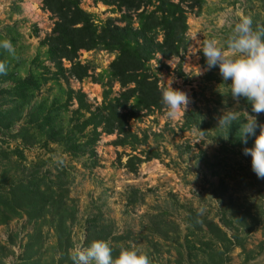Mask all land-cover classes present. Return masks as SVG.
<instances>
[{
	"label": "rangeland",
	"instance_id": "rangeland-1",
	"mask_svg": "<svg viewBox=\"0 0 264 264\" xmlns=\"http://www.w3.org/2000/svg\"><path fill=\"white\" fill-rule=\"evenodd\" d=\"M204 1L200 15L189 14L182 59L166 60L158 55L151 62L160 85L165 89L171 84L184 91L190 103L175 118L168 117L165 107L140 120L132 119L131 129L141 137L147 134V144L136 149L115 146L112 142L117 136L104 134L95 156H73L63 145L46 143V136L34 127L27 135L36 136L34 143L26 145L21 137H14L33 116L34 106L46 114L67 101L68 88H78L71 78L50 79L43 84L10 132L0 133V181L4 174L19 179L35 171L52 178L64 177L72 199L68 203L76 209L74 223L67 222L72 244L67 255L60 250L57 222L51 221L52 215L37 221H29L24 215L0 225V264H71L69 252L77 245L87 247L85 240L94 226L99 232L111 230L121 236L113 242L118 251L146 253L150 264H264V179L252 171L251 157L242 154L245 145L235 138L237 126L230 131L217 126L224 108H237L243 115L244 111L251 112V107L243 98L237 102L217 92L221 79L218 68L205 71L201 51L207 40L225 46L231 32L228 25H234L241 16L252 19L254 30H264V0ZM81 5L94 15L98 25L121 15L115 7L95 0H81ZM220 20L225 22L222 28L217 27ZM54 22L53 15L43 9L42 0H0V41L7 39L14 48V54L0 49V55L15 79L43 72L46 66L54 70L47 60V46L41 43ZM114 58L115 53L104 49L81 52V62L90 64L91 74L104 73L101 89L91 87V97L87 95L94 107L100 104V90L102 101L110 85L111 97L121 91L118 82L110 83L107 72ZM179 63L183 76L177 71ZM200 70L203 74L196 75ZM14 80L0 84V88L14 85ZM225 87L221 84L218 90ZM93 91L97 97H93ZM17 104L8 94H0L2 112ZM76 108L74 103L58 110L55 125L67 131ZM190 110L196 111L200 122L208 124L204 129L184 128V115ZM258 120L264 122V114ZM201 133L203 140L196 143ZM226 135L227 140L221 137ZM205 140L214 141L205 148ZM252 142L249 138L247 146ZM17 148L23 157L13 153ZM143 150H155L159 156L139 164L136 173L129 171L125 167L128 154L141 156ZM214 224L234 246L229 247L218 236L208 243ZM238 243H244L245 250Z\"/></svg>",
	"mask_w": 264,
	"mask_h": 264
},
{
	"label": "trees",
	"instance_id": "trees-1",
	"mask_svg": "<svg viewBox=\"0 0 264 264\" xmlns=\"http://www.w3.org/2000/svg\"><path fill=\"white\" fill-rule=\"evenodd\" d=\"M95 1L115 7V11L121 13L120 17L108 18L98 25L94 15L82 8L81 0H42L43 9L55 18L52 31L41 42L42 45L47 46V60L53 65L54 70L46 66L43 72H30L23 78L15 79V73L8 71L7 65L6 74L0 75V84L14 79L15 84L0 88V94H8L18 104L6 109V112L0 110V127H2L0 133L4 135L10 132L14 121L21 118L26 105L32 102L42 85L50 79L62 78L69 81L71 77H75L83 80L92 75V79L101 84V81H104V73L91 74L90 64H84L78 58L82 50L104 49L115 53V58L107 72L110 83L118 82L121 86L117 96H110L112 93V85H110L104 91L103 101L94 107L84 92L68 88L67 101L50 108L46 114L39 109V106H34L33 116L14 137H21L26 145L34 143L32 141L36 136H27L29 129L34 127L37 132L46 136V143L63 145L65 152L73 156L84 154L95 156L96 146L104 134L117 136L112 142L115 146L136 149L137 146L147 144V134L141 137L134 132L130 127V121L140 120L148 113L166 107L161 103V90L164 88L160 85V77L151 68V62L158 55L166 60L182 59L183 51L187 46L189 14L200 15L205 1ZM64 60L70 61L71 66L66 67ZM0 62H4L3 55H0ZM177 68L179 75L183 76L181 63ZM74 103L77 104V108L73 110L70 127L64 131L63 128L55 125V122L59 111L62 108L68 109L69 105ZM184 117L185 129L193 126H202L204 129L208 125L199 121V116L194 110L185 112ZM13 153L23 157V152L19 148ZM158 156L159 153L155 150H143L141 156L128 154L125 167L136 173L139 164ZM134 193L133 197L137 192ZM134 199L130 203L134 202ZM68 201L72 199L64 177L52 178L45 173L40 174L35 171L19 179H9L7 174H4L0 181V225L8 224L12 219L24 215L29 221H37L50 214L53 216L51 221L57 222L55 227L59 247L65 256L72 245L70 226L67 222L70 220L74 223L76 217V209L73 205L70 206ZM213 227L210 232L213 237H210L208 243L213 241L214 236H218L222 241H226L229 247L235 245L216 227V224ZM119 239L121 236L113 235L111 230L99 232L94 226L92 231H88L85 245L88 246L94 240H105L112 248V255L115 257L120 250L116 249L113 242ZM238 244L245 250L244 243ZM229 251L230 248L224 252Z\"/></svg>",
	"mask_w": 264,
	"mask_h": 264
},
{
	"label": "clouds",
	"instance_id": "clouds-1",
	"mask_svg": "<svg viewBox=\"0 0 264 264\" xmlns=\"http://www.w3.org/2000/svg\"><path fill=\"white\" fill-rule=\"evenodd\" d=\"M252 19L241 16L231 28L225 46L218 45L216 40H207L202 48L205 59V71L218 68L220 82L217 92L222 97H231L234 101L243 98L251 107V112L244 111L242 115L237 108L221 111L217 117V126L226 127L229 131L236 125L237 138L245 145L242 154L251 157V169L259 179H264V122L258 120L264 114V30H254ZM225 26L220 20L218 28ZM0 49L14 54L12 43L5 39L0 41ZM7 65L0 62V75L6 74ZM203 74L200 72L196 75ZM226 87L218 90L220 85ZM161 103L167 108L169 118H175L181 108L186 110L190 103L188 95L171 84L161 90ZM223 103H227L226 100ZM225 140L228 135L221 136ZM249 138L253 142L247 146ZM203 134L196 139L201 143ZM214 140H205L203 147L213 144ZM203 208L199 211L202 213ZM112 248L105 240H94L87 247L75 246L69 252L72 264H150L146 253L135 249H121L115 257Z\"/></svg>",
	"mask_w": 264,
	"mask_h": 264
},
{
	"label": "built area",
	"instance_id": "built-area-1",
	"mask_svg": "<svg viewBox=\"0 0 264 264\" xmlns=\"http://www.w3.org/2000/svg\"><path fill=\"white\" fill-rule=\"evenodd\" d=\"M81 52H89V51H86V50H82ZM81 52L79 53V60H81ZM64 64L66 67H70L71 66V62L70 61H67V60H64ZM71 80L74 84L77 85L78 88H74L75 90H80L82 92H84L86 95L90 96L91 97V87H97L98 89H101V86L99 83H96L93 81V79L90 77L89 80H86V79H83V80H79L75 77H71ZM96 83V84H95ZM93 97H97V94L95 93V91H93ZM100 96L97 97L99 103L102 102V92L100 90V92L98 93Z\"/></svg>",
	"mask_w": 264,
	"mask_h": 264
}]
</instances>
